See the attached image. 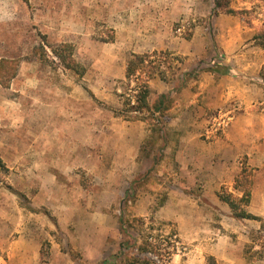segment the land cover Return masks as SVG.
Listing matches in <instances>:
<instances>
[{"label": "rangeland", "instance_id": "1", "mask_svg": "<svg viewBox=\"0 0 264 264\" xmlns=\"http://www.w3.org/2000/svg\"><path fill=\"white\" fill-rule=\"evenodd\" d=\"M171 1L187 4L189 11L170 25L173 37L187 41L196 26L207 37L212 34L207 29L212 0H0V78L5 79L0 82V237L21 221L32 228L85 227L93 239L96 230L114 225L116 242L129 247L115 254L113 264L135 259L136 264H264V134H258L264 129V64L249 71L261 90L260 104L247 111L255 135L228 134L232 115L242 113L237 107L209 113L200 140L211 152L205 151L201 161L202 182L187 185L193 189H186L184 197L177 191L170 200L167 196L180 185L170 178L179 168L165 166L169 137L160 134L166 119L145 125L155 133L147 136L138 159L132 158L130 138L141 127L131 125L140 117L133 111L135 83L120 78L130 56L125 46L157 27L167 30L152 17L145 23L135 20L148 6ZM248 1L254 11L239 17L256 31L264 25V0ZM64 45L71 48L61 49ZM54 50L75 68L66 69ZM158 59L163 76L180 69L178 57L161 53ZM209 67L200 60L193 69L226 72ZM9 69L15 74L7 83ZM152 99L150 106L157 98ZM207 155L213 156L210 161ZM241 174L247 178L237 184ZM247 187L249 203L239 204L236 213L258 220L235 217L220 200V195L238 200ZM68 250L75 264H83L77 249ZM3 251L0 244V264H19L5 263Z\"/></svg>", "mask_w": 264, "mask_h": 264}, {"label": "crops", "instance_id": "2", "mask_svg": "<svg viewBox=\"0 0 264 264\" xmlns=\"http://www.w3.org/2000/svg\"><path fill=\"white\" fill-rule=\"evenodd\" d=\"M156 4L153 7L148 6L147 12H139L140 19L135 22L145 23L151 21L150 17H152L154 24H164L167 30L157 27L158 30L155 32L148 31L141 34V37H136L135 40L127 41L125 49L130 52V56L126 63L125 61L123 63L120 78L127 80L126 68L132 55L169 53L171 56L178 57V61L180 60V69H177L176 74L166 75L164 81L155 75L147 82L152 100L161 95H169L172 105L161 116L138 113L140 117L131 124L134 128L141 127V131L135 135L132 134L130 138L133 143V150H130L134 152L132 157L134 160L138 159L147 136L151 135L152 131L155 133V129L145 128V125L149 126L148 123L154 119H166L167 122L164 121V123L167 125L160 134V136L169 137L164 150L165 166L169 170L175 165L179 168L178 174H170V178L180 185L179 188L168 192L167 196L170 200L176 191L184 197L186 189H193L187 185L202 182L201 161L206 157H204V152H211V150L209 145L200 140V137L205 130L204 124L208 123L209 113L225 110L226 107L234 112L237 107V110H241L242 113L232 115L233 121L228 134L232 137L255 135L251 124L249 125L247 111L254 104H260L261 90L257 83H252L249 71L264 64V52L252 46L254 28L247 26L239 16L225 14L213 16L214 4L208 11L207 25V29L210 28L212 34L210 33L207 37L205 30L201 26H196L187 41L173 37L170 32L171 24L187 17L189 12L187 4L178 1L163 3L165 4L163 6ZM252 5L253 3L248 0H241L238 5L232 0L230 7L235 11H240L249 10ZM146 18L148 19L145 20ZM216 57L219 60L215 59ZM200 60L209 62L210 69L225 67L227 73L220 75L215 71L199 72L193 69ZM193 70L196 76L186 80L180 87L179 79L181 80L186 72L190 73ZM253 116L261 118L262 115ZM54 126L52 121L53 136L58 134L54 132ZM131 131L132 128L127 129L124 134L128 136ZM260 133L264 134V129H261L258 134ZM231 140L232 143L228 146L230 151L234 152L237 145L233 139ZM246 144L250 148V141ZM116 147L117 151L121 148L119 144ZM212 157L207 155L209 161ZM209 176L212 182V176ZM215 182L218 183V179ZM191 231L197 233L198 226L193 225ZM92 232L91 229L85 230V227L82 230L79 227L72 230L66 225L58 230L55 226L49 225L32 228L26 221L10 224L4 236L0 237V244L4 249L3 257L6 259L3 261L19 264H75L70 258L71 251L68 250L71 247L79 251L83 264H102L104 261L113 264L115 254L121 251V243L115 240L117 227L112 225L96 230L98 233L95 235L96 239H93ZM179 232L182 231L179 229ZM57 235L62 239H57ZM193 235L189 238L194 239ZM179 236L185 239V236L181 234ZM61 247H64L66 251H61ZM108 257L110 259H107ZM191 258L187 257L185 262L190 263Z\"/></svg>", "mask_w": 264, "mask_h": 264}, {"label": "trees", "instance_id": "3", "mask_svg": "<svg viewBox=\"0 0 264 264\" xmlns=\"http://www.w3.org/2000/svg\"><path fill=\"white\" fill-rule=\"evenodd\" d=\"M214 9H213V16H217L219 14H225V15H232V16H241V17H248L251 15V13L254 10H240L235 11L231 9L230 4L231 0H213ZM245 24L247 26H251L252 23L247 19H245ZM253 46L259 48L264 52V25L255 31V34L252 38ZM71 47L64 45L61 47V49H69ZM55 56L59 59V62L65 66L66 69H73L75 68V65L70 61L69 57L66 59L62 52H57L56 50L53 51ZM161 55V53L157 54L154 53L153 55H132L131 58L128 61L127 68H126V79L129 81H132L135 83V87L133 89L135 95L133 97L135 104L134 112L141 113L142 110H144L148 115L153 116L155 114H159L161 116L163 112H165L171 105L172 100L170 99L169 95H161L157 98V100L154 102L152 106L148 104V99L150 96V92L147 86V82L153 78L155 75H157L161 80H165V76H163V73L159 71V68L161 67L160 59H158V56ZM2 64L4 62L0 63V69ZM145 72L148 73V76L144 79H139L140 75L144 74ZM218 73V72H216ZM227 73V72H225ZM225 73L221 72L220 75H224ZM14 72H12L11 69L7 71V83L10 79L13 78ZM192 74H196L195 70H193L190 73H186L183 75L182 79L178 81L180 84V87H182L183 83L188 80ZM194 77V75L192 76ZM2 78V77H1ZM0 82H2L5 79H1ZM134 78V79H133ZM136 79V80H135ZM247 177L239 175L238 179L235 181L240 183V179H243L245 181ZM246 185L247 182H245ZM249 197H250V191L249 187L245 190L243 196L239 198L238 200H232L230 196L228 195H220V200L228 205V207L235 212L234 215L237 218L241 219H250V220H258L255 217H252L251 215H247L244 211H240L239 213H236V210L238 208V205H244L247 206L249 203ZM123 224H121V232L125 233L122 227ZM129 246L127 244H121V250L127 249ZM143 250V249H142ZM121 252V251H120ZM264 258V254L262 255ZM116 256L113 258V261L115 260ZM137 259L133 260L131 264H136ZM102 264H112L111 262L104 261Z\"/></svg>", "mask_w": 264, "mask_h": 264}, {"label": "built area", "instance_id": "4", "mask_svg": "<svg viewBox=\"0 0 264 264\" xmlns=\"http://www.w3.org/2000/svg\"><path fill=\"white\" fill-rule=\"evenodd\" d=\"M184 30V25H181L180 27H178L177 32L180 33Z\"/></svg>", "mask_w": 264, "mask_h": 264}]
</instances>
